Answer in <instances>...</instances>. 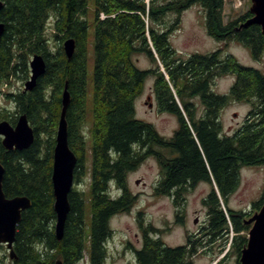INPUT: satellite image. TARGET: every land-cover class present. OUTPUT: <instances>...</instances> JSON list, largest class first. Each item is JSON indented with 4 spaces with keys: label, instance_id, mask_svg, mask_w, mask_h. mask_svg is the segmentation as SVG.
<instances>
[{
    "label": "trees",
    "instance_id": "trees-1",
    "mask_svg": "<svg viewBox=\"0 0 264 264\" xmlns=\"http://www.w3.org/2000/svg\"><path fill=\"white\" fill-rule=\"evenodd\" d=\"M2 1L0 101L5 103H0V122L14 125L20 114H26L35 131L34 143L23 150L7 149L0 136L3 190L7 197L26 195L32 200L17 226L13 264H54L58 259L78 264L86 251L91 264H105L106 242L113 233L110 220L130 212L137 198L128 188V174L151 156L160 166L155 195L173 197L178 222L183 220L179 207L187 193L202 181L211 184L203 199L207 220L201 233L187 234L185 244L170 246L162 239L163 229L145 223L139 211L142 246L133 248L136 264H195V256L207 250L216 257L225 252L216 264H241L252 213L230 208L228 200L240 186L243 166L264 165V72L242 64L233 54L224 55V48L184 59L173 48L170 34L180 28L182 12L199 4L210 36L226 45L240 42L259 59L264 53L261 26L238 28L253 16L250 9L225 22V0H95L94 67L89 82V0ZM169 13L176 16L167 25ZM51 36L60 44L52 46ZM70 37L76 50L68 58L63 42ZM138 53H145L153 67L139 68L133 59ZM35 54H42L47 63L37 86L27 92L6 91L13 78H29V61ZM149 75L155 78L159 110L178 117L179 126L170 138L136 116L135 100ZM227 75L235 76L229 93L214 92V80ZM66 83L71 95L68 140L78 157L75 183L85 181L84 175L90 182L88 191L75 185L71 190V210L59 241L52 169ZM195 97L204 107L202 114ZM231 101L249 103L251 108L243 124L229 135L219 116ZM89 111L90 143L85 132ZM112 185L119 195H113ZM263 204L264 188L251 207L259 210Z\"/></svg>",
    "mask_w": 264,
    "mask_h": 264
},
{
    "label": "rangeland",
    "instance_id": "rangeland-1",
    "mask_svg": "<svg viewBox=\"0 0 264 264\" xmlns=\"http://www.w3.org/2000/svg\"><path fill=\"white\" fill-rule=\"evenodd\" d=\"M251 6V0H244L242 6L238 9L225 1L224 21L228 22L234 18V10L239 11L236 15L238 16L250 9ZM94 11L95 0H89V12L87 15L90 38L89 82H91L94 67L92 46L94 40ZM175 16V13L168 14L166 17L167 25L173 22ZM50 39L52 46L60 44V41L56 40L53 36ZM170 42L177 54L184 59H187L195 52L208 53L219 48H224V55L233 54L242 64L256 67L264 72V53L261 58L255 59L250 50L240 42L231 41L226 45V42L218 41L208 34L205 12L199 4L192 5L182 12L180 28L170 34ZM133 59L141 69L153 67L151 60L145 53L135 54ZM26 80L22 81L20 78H13L11 86L5 87V89L6 91L10 90L14 92L23 90ZM154 81L153 75H149L145 80L143 92L135 100L136 116L152 123L161 135L170 138L178 128L179 120L176 115L159 110L158 101L154 93ZM234 82V75L218 77L212 83L211 88L216 93L227 94ZM193 100L197 105L198 113L202 114L204 107L200 98L195 97ZM1 102L5 103L3 99H1ZM150 102L153 104L152 107L148 105ZM250 108L251 105L249 103L238 101H231L225 106L219 116L223 125V131L226 134L232 135L243 124ZM14 110L15 108L12 111ZM88 116L90 118L85 126V132L90 143L91 133L89 129L92 114L90 113ZM86 157V165L89 167L91 164L90 151H88ZM83 177L86 180L75 183V186L88 191L90 177L88 175H84ZM240 177V186L230 196L228 206L232 209H242L251 212L253 215L258 210L252 209V203L258 200L263 193L264 165L243 166L240 170ZM159 179L160 166L152 156L148 157L140 167L128 174V188L137 198L130 212L116 214L110 220L113 233L106 242L108 246V258L105 264H136L133 248H140L142 246V231L137 222L139 211H143L145 223L151 222L156 227L163 229L161 233L162 239L170 246L185 244L187 234L197 235L202 232V227L207 220V209L203 204V199L211 191V184L202 181L187 193L186 201L179 207L183 214V220L182 222H178V208H176L173 202V197L155 195V188ZM111 190L114 196L120 194L115 185L111 186ZM196 219L197 222H195ZM224 253L216 257L214 251H200L195 256L194 261L195 264H214L222 258ZM230 261L232 262L233 260L231 259ZM0 262L13 264L5 245L0 246ZM78 264H91L87 251L85 252L84 259Z\"/></svg>",
    "mask_w": 264,
    "mask_h": 264
},
{
    "label": "water",
    "instance_id": "water-1",
    "mask_svg": "<svg viewBox=\"0 0 264 264\" xmlns=\"http://www.w3.org/2000/svg\"><path fill=\"white\" fill-rule=\"evenodd\" d=\"M232 0H228L231 2ZM250 11L253 16L241 23L238 28L258 24L264 35V0H251ZM3 1L0 0V10ZM234 10V17L238 14ZM5 32V23L0 21V36ZM63 48L68 58H71L76 50L75 39L70 37L63 42ZM30 76L24 84V92L32 91L38 83V79L45 74L47 63L42 54H35L29 61ZM163 69V68H162ZM166 78L168 75L166 74ZM71 95L68 83L65 84L62 93V109L55 135V146L53 150L52 183L54 194V210L56 213L55 235L60 241L65 232L68 214L71 210L69 194L75 185V168L78 157L71 149L68 140L67 108ZM149 107L153 104L150 102ZM0 136L7 149L23 150L29 148L35 140V131L26 114H20L13 125L8 120L0 122ZM5 167L0 162V245H5L9 251V258L14 261L17 255L14 249L16 242L17 226L22 220V212L32 206V200L26 195L7 197L3 190ZM216 191L219 193L217 186ZM197 222V219L196 221ZM247 223L251 224L248 233V243L242 250L240 256L241 264H264V204L255 212ZM216 263V262H215ZM214 263V264H215ZM0 264H5L0 262ZM54 264H64L58 259Z\"/></svg>",
    "mask_w": 264,
    "mask_h": 264
},
{
    "label": "built area",
    "instance_id": "built-area-1",
    "mask_svg": "<svg viewBox=\"0 0 264 264\" xmlns=\"http://www.w3.org/2000/svg\"><path fill=\"white\" fill-rule=\"evenodd\" d=\"M227 3H230L232 6H234L236 9L242 6L244 0H232L231 2H228V0H225ZM104 17V15H102Z\"/></svg>",
    "mask_w": 264,
    "mask_h": 264
}]
</instances>
